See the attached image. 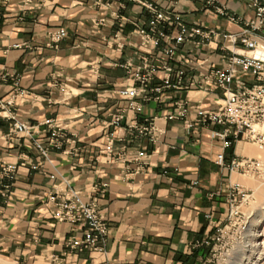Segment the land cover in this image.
Masks as SVG:
<instances>
[{
	"label": "crops",
	"instance_id": "crops-1",
	"mask_svg": "<svg viewBox=\"0 0 264 264\" xmlns=\"http://www.w3.org/2000/svg\"><path fill=\"white\" fill-rule=\"evenodd\" d=\"M143 1L180 12L191 25L239 30L204 10L205 0ZM220 1L236 15H252L246 0ZM101 2L0 0V101L17 88L28 91L15 98L8 112L39 130L32 137L10 136L13 120L0 113V165L20 164L7 197L1 195L0 174V264H201L208 255L201 243L227 214L229 185L243 181L214 163L221 147L211 136L212 127L187 130L181 120L164 119L177 99L202 98L205 107L216 108L220 90L207 95L169 90L159 101H142L137 116L127 110L118 90L130 83L124 65L139 64L136 27L146 24L150 14L134 0ZM56 28L67 35L48 47V33ZM217 46L203 47L195 58L219 54ZM187 58L180 55L172 64L185 65ZM159 76L161 71L155 84ZM118 112L124 119L114 129L110 158L104 147L113 128L107 123ZM146 118H155V127L163 131L157 142L126 128L132 120L141 124ZM47 119L65 135L60 149L48 146V128L41 124ZM36 142L48 147L47 156ZM138 151L146 155L139 161ZM248 151L244 143H235L225 157ZM65 183L83 200L93 194V186H105L99 201L109 224L103 250L75 253L66 247V240L81 232L54 219L46 204L53 185Z\"/></svg>",
	"mask_w": 264,
	"mask_h": 264
},
{
	"label": "built area",
	"instance_id": "built-area-1",
	"mask_svg": "<svg viewBox=\"0 0 264 264\" xmlns=\"http://www.w3.org/2000/svg\"><path fill=\"white\" fill-rule=\"evenodd\" d=\"M134 1L149 12L150 18L147 24L136 27L140 38L139 64L131 71L128 68L132 64H127V72L131 74L130 84L118 91L119 98L126 101L127 110L138 114L142 111V101H159L169 90L192 89L205 95L220 90L223 97L216 103V108L205 107L202 98L193 102L177 99L173 101L164 119L181 120L187 130L212 127L211 136L221 147L214 163L229 173L251 178L261 177L264 174L263 160L247 155H234L227 160L225 151L239 142L250 143L264 150V0H246L252 12L249 18L231 12L220 0H205L204 8L211 9L228 22L239 26V30L234 32L191 25L180 12L161 9L148 1ZM65 36V29H53L48 33L46 45L56 46ZM211 43L218 45L220 53L196 59L195 56L201 54L198 52ZM180 55L188 56L185 65L175 66L172 62H176ZM160 71V82L155 84L154 80ZM27 94L28 91L17 88L13 95L0 101V113L6 112L3 117L13 120L10 136L23 134L32 137L39 132L36 129L38 126L18 120L8 112L16 97ZM123 119L124 113L118 112L111 117L107 126L119 127ZM154 119L146 118L143 125H139L134 119L128 127L138 134L147 135L151 142H156L163 131L155 127ZM41 124L48 128V146L60 149L66 141L62 129L50 119ZM114 139V131H108L104 152L110 158ZM35 147L43 156H47L48 147L38 142ZM145 156L144 151H138L136 155L140 159ZM19 165L5 162L0 165V174L4 179L1 189L3 197L8 196ZM54 178L55 176H50V179ZM104 192V185L93 186V194L83 200L80 192L68 183L61 187L53 185L48 192L46 204L51 208L52 217L69 223L81 232L80 236L71 235L66 240V247L70 252L103 250L109 232V224L102 217L99 207ZM249 200L250 194L242 184L231 183L226 197V218L231 223L239 221L242 214L240 207ZM226 226L223 222L216 224L214 233L201 244L214 246L220 241Z\"/></svg>",
	"mask_w": 264,
	"mask_h": 264
},
{
	"label": "rangeland",
	"instance_id": "rangeland-1",
	"mask_svg": "<svg viewBox=\"0 0 264 264\" xmlns=\"http://www.w3.org/2000/svg\"><path fill=\"white\" fill-rule=\"evenodd\" d=\"M94 1L98 3L99 5H103L101 0L100 1L94 0ZM25 2L30 3L26 0ZM205 9L206 8H204V10ZM66 35H67V32H66ZM139 43H140V38H139ZM56 46H51V47H56ZM128 63L129 62H127L124 65V68L126 69V71L128 69H130L131 71L132 68L136 65L130 62L132 64V67L131 68L129 67L127 69L126 66ZM129 84L130 83H128L127 86ZM138 124L140 125V123ZM143 124L144 123H141V125ZM121 126H122V122L119 127ZM128 126L129 125L126 126L128 131L137 132L136 130L129 129ZM119 127L114 128L111 126V128H113L112 131H114V129L119 128ZM141 135H144V134H141ZM115 138L117 137L115 136ZM244 144L250 147L251 149L261 151L260 155H247L246 154L247 156L260 158L261 160L264 161V150H261L257 146L252 145L250 143H244ZM135 158L138 161L140 160V158H137V157ZM241 177L243 178V181L239 183L242 184L243 187L246 188V190H248L250 194V200L248 201L247 204L242 205L240 207L242 214H241V218L239 219V221L235 223H231L225 216L222 222L223 224L227 226L226 228H224L223 233L221 234L220 241H218L214 246L213 244L207 246L208 255H207V258L201 264H264V174L259 178H251L247 176L245 177L242 175ZM213 233H214V230H213ZM213 233H211L209 236H211Z\"/></svg>",
	"mask_w": 264,
	"mask_h": 264
},
{
	"label": "bare ground",
	"instance_id": "bare-ground-1",
	"mask_svg": "<svg viewBox=\"0 0 264 264\" xmlns=\"http://www.w3.org/2000/svg\"><path fill=\"white\" fill-rule=\"evenodd\" d=\"M248 150H249L248 155H260L261 154V151L251 149L250 147H248Z\"/></svg>",
	"mask_w": 264,
	"mask_h": 264
}]
</instances>
